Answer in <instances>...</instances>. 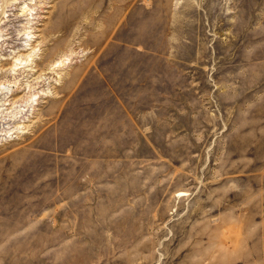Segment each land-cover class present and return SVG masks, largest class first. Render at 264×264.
Wrapping results in <instances>:
<instances>
[{
  "label": "rangeland",
  "instance_id": "374dc122",
  "mask_svg": "<svg viewBox=\"0 0 264 264\" xmlns=\"http://www.w3.org/2000/svg\"><path fill=\"white\" fill-rule=\"evenodd\" d=\"M0 264H264V0H0Z\"/></svg>",
  "mask_w": 264,
  "mask_h": 264
},
{
  "label": "bare ground",
  "instance_id": "6f19581e",
  "mask_svg": "<svg viewBox=\"0 0 264 264\" xmlns=\"http://www.w3.org/2000/svg\"><path fill=\"white\" fill-rule=\"evenodd\" d=\"M17 61H18V59H17ZM17 61H16V63H17ZM19 61H20V62H19ZM19 61H18V62L21 63V62H22V59L19 60ZM19 67H20V66H18V63H17V64H14V68H15V69H16V68L18 69ZM12 69H13V68H12ZM38 97H39V96H38ZM38 97L35 96V99H34V98H33V99L36 100ZM21 113H22V112H21ZM13 120H14V119H13Z\"/></svg>",
  "mask_w": 264,
  "mask_h": 264
},
{
  "label": "crops",
  "instance_id": "0c3cea01",
  "mask_svg": "<svg viewBox=\"0 0 264 264\" xmlns=\"http://www.w3.org/2000/svg\"><path fill=\"white\" fill-rule=\"evenodd\" d=\"M118 117H119V116H118V114H117V117H114V118H115V120H116V119H118ZM110 121L112 122V120H110Z\"/></svg>",
  "mask_w": 264,
  "mask_h": 264
}]
</instances>
